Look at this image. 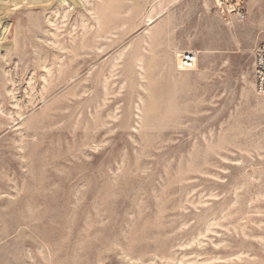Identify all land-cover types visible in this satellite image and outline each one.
<instances>
[{
  "label": "rangeland",
  "instance_id": "374dc122",
  "mask_svg": "<svg viewBox=\"0 0 264 264\" xmlns=\"http://www.w3.org/2000/svg\"><path fill=\"white\" fill-rule=\"evenodd\" d=\"M224 4L0 0V264H264V0Z\"/></svg>",
  "mask_w": 264,
  "mask_h": 264
},
{
  "label": "built area",
  "instance_id": "2783aa9c",
  "mask_svg": "<svg viewBox=\"0 0 264 264\" xmlns=\"http://www.w3.org/2000/svg\"><path fill=\"white\" fill-rule=\"evenodd\" d=\"M219 8L224 6V0H213ZM227 11L234 13L238 19H242L244 14L242 9H237L234 5L227 7ZM252 84L253 90L258 95H264V35L255 44L252 52ZM197 62V53L192 50L180 52L178 54L177 65L182 70H188Z\"/></svg>",
  "mask_w": 264,
  "mask_h": 264
}]
</instances>
